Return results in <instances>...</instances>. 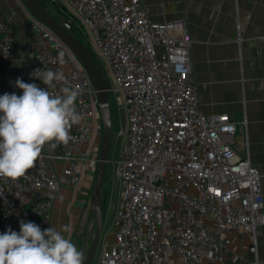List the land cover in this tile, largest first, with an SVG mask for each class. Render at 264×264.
Listing matches in <instances>:
<instances>
[{
	"label": "built area",
	"instance_id": "built-area-1",
	"mask_svg": "<svg viewBox=\"0 0 264 264\" xmlns=\"http://www.w3.org/2000/svg\"><path fill=\"white\" fill-rule=\"evenodd\" d=\"M52 1L82 28L125 109V125L117 131L121 156L114 163L116 208L101 237L98 264L222 260L234 231L250 233V249L256 252L264 226L261 174L249 156L237 151V122L227 113L205 114L200 108L186 22L153 21L142 0ZM35 22L26 83L46 87L53 95H62L64 87L78 90L75 108L81 119L69 125V142L60 144V172L49 170L48 156L41 153L24 176L0 177V233L9 228L18 232L21 220L40 226L49 216L51 199L20 203L43 190L77 186L87 165H98V156L90 157V145L79 148L92 143L95 128L102 130L98 92L73 51L51 28ZM15 30L14 23L0 20V64L13 51ZM49 70L62 72L64 80L48 86L35 77Z\"/></svg>",
	"mask_w": 264,
	"mask_h": 264
},
{
	"label": "crops",
	"instance_id": "crops-1",
	"mask_svg": "<svg viewBox=\"0 0 264 264\" xmlns=\"http://www.w3.org/2000/svg\"><path fill=\"white\" fill-rule=\"evenodd\" d=\"M149 18L157 22L182 20L192 36L190 58L192 79L205 114L227 113L237 122V151L249 156L259 169L264 192V0H142ZM0 20L15 24L14 48L1 59L0 95L22 90L15 87L17 78L26 82V72L36 43V20L21 0H0ZM240 34L241 40L237 41ZM100 124V120L97 121ZM90 157L98 156L102 130L95 128ZM100 135H99V132ZM49 170L60 172V145H46ZM97 167L88 164L82 181L62 186L55 193L43 190L21 206H31L49 198V216L41 221L44 229L55 227L74 243V234L87 210L93 191ZM20 231V230H19ZM18 231V232H19ZM228 250L222 260H205L197 264H264V226L257 234L256 252L247 232H231ZM75 244V243H74ZM76 246V245H75Z\"/></svg>",
	"mask_w": 264,
	"mask_h": 264
},
{
	"label": "clouds",
	"instance_id": "clouds-1",
	"mask_svg": "<svg viewBox=\"0 0 264 264\" xmlns=\"http://www.w3.org/2000/svg\"><path fill=\"white\" fill-rule=\"evenodd\" d=\"M58 61L64 63L63 52ZM35 77L48 86L64 80L62 72L51 70ZM15 87L22 95H0V177L12 180L35 166L46 145H66L71 139L69 125L81 119L75 108L76 89L64 87L62 95H53L48 88L21 78ZM67 231V227L42 230L34 222L21 220L19 232L9 228L0 233V264H84L83 252L62 234Z\"/></svg>",
	"mask_w": 264,
	"mask_h": 264
},
{
	"label": "water",
	"instance_id": "water-1",
	"mask_svg": "<svg viewBox=\"0 0 264 264\" xmlns=\"http://www.w3.org/2000/svg\"><path fill=\"white\" fill-rule=\"evenodd\" d=\"M21 2L26 6L34 19L51 28L65 45H67L80 59L98 92L102 135L91 203V209L96 217V233L91 246L84 257V264H90L100 243L104 228V179L113 135V118L110 106L112 86L94 61L91 50L84 42L75 36V29L68 20L63 23L60 22L44 6L41 0H21Z\"/></svg>",
	"mask_w": 264,
	"mask_h": 264
},
{
	"label": "rangeland",
	"instance_id": "rangeland-1",
	"mask_svg": "<svg viewBox=\"0 0 264 264\" xmlns=\"http://www.w3.org/2000/svg\"><path fill=\"white\" fill-rule=\"evenodd\" d=\"M44 4L46 5L47 9L54 15H59L55 8L52 5V0H42ZM61 17V16H59ZM68 19L60 18V22H64ZM76 22V21H75ZM78 25V23L76 22ZM79 26V25H78ZM81 28V27H80ZM82 30V28H81ZM83 32V30H82ZM83 37L86 40V36L83 32ZM96 56V55H95ZM100 70L102 71L105 78L110 81V78L106 72L105 64L98 56L94 59ZM110 103H111V109L116 114V117L113 119V135H112V143L111 148L108 154L109 160L107 162V169H106V175L104 179V228H103V234L106 230H109L111 227V223L113 220V213L116 208V197H117V188H118V181L116 176L114 175V163L116 160L120 158V146L122 143V137L117 136V131L124 127L125 125V109L122 106V104H119V102L116 99V93L111 92L110 97ZM114 198V199H113ZM113 199V203H112ZM91 203H92V194L90 196L89 204L87 207V210H85V213L83 217L81 218L79 225L76 229V232L74 234V243L78 250L83 252L84 257L86 253L88 252L92 240L94 238V235L96 233V217L94 212L91 209ZM103 237V235H102ZM101 242V240H100ZM100 254V243L98 245V248L96 250V253L91 261L90 264H98Z\"/></svg>",
	"mask_w": 264,
	"mask_h": 264
},
{
	"label": "trees",
	"instance_id": "trees-1",
	"mask_svg": "<svg viewBox=\"0 0 264 264\" xmlns=\"http://www.w3.org/2000/svg\"><path fill=\"white\" fill-rule=\"evenodd\" d=\"M42 1V0H41ZM42 3L44 4V2L42 1ZM52 5L53 7L55 8L56 12L59 14V15H56L55 17L60 20V18L62 17L63 19H68V21L70 22V24L73 26V28L75 29L74 30V34L75 36L81 40L82 42H84L88 48L90 49L89 47V44L88 42L84 39L83 37V32L81 30V28L76 24L75 20L73 18H71L69 16V14L67 13V11L65 10V8L57 1H52ZM44 6L46 7V5L44 4ZM47 8V7H46ZM61 16V17H59ZM92 53V56H93V59L96 58L95 54L93 51H91ZM100 69V68H99ZM110 106H111V103H110ZM112 110V109H111ZM116 117V114L112 111V118L114 119ZM40 227L41 229L43 230L44 228L41 226L40 224Z\"/></svg>",
	"mask_w": 264,
	"mask_h": 264
}]
</instances>
